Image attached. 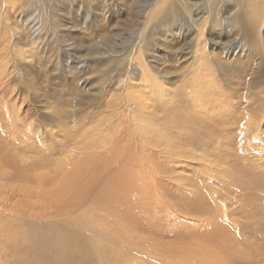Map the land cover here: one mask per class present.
Segmentation results:
<instances>
[{
  "label": "rangeland",
  "instance_id": "374dc122",
  "mask_svg": "<svg viewBox=\"0 0 264 264\" xmlns=\"http://www.w3.org/2000/svg\"><path fill=\"white\" fill-rule=\"evenodd\" d=\"M124 263L264 264V0H0V264Z\"/></svg>",
  "mask_w": 264,
  "mask_h": 264
},
{
  "label": "bare ground",
  "instance_id": "6f19581e",
  "mask_svg": "<svg viewBox=\"0 0 264 264\" xmlns=\"http://www.w3.org/2000/svg\"><path fill=\"white\" fill-rule=\"evenodd\" d=\"M158 93H159V92H158ZM158 93H157V94H158ZM160 93H161V92H160ZM161 94H162V93H161ZM159 96H160V95H159ZM138 98H139V97H138ZM138 98H137V97L135 98V99H136V103H137V99H138ZM160 98H161V96H160ZM139 99H141V98H139ZM143 100H144V99H143ZM138 103H139V102H138ZM140 103L142 104L141 101H140ZM131 120H132L133 122L136 121L134 117H132ZM139 121H140V120H139ZM133 124H135V123H133ZM176 140H177V139H176ZM176 142H178V141H176ZM196 156H197V155H196ZM197 157H198V156H197ZM142 201H144V200H141V202H142ZM150 211H151V209H150ZM148 214H149V213H148ZM152 214H153V213H152ZM151 216H152V215H151ZM131 218H132V217H131ZM131 218H130V219H131ZM155 221H156V220H155ZM148 223H149V222H148ZM215 231H216V230H215ZM210 232H211V231H210ZM206 234H212V233H206ZM214 234H215V232H214ZM214 234H212L211 236L213 237ZM219 234H220V233H219ZM115 241H116V240H115ZM114 244H115V242H112V243H111L112 246H113ZM89 247H90V246H89ZM85 248H86V249H89L88 247H85ZM109 249L112 250L114 253H117L116 250H113L110 246H109ZM114 249H115V248H114ZM41 255H42V253H41ZM20 256H21V254H20ZM22 259H23V258H22ZM23 260H24V259H23ZM127 261H128V260H127ZM38 262H39V261H38ZM124 264H125V263H124Z\"/></svg>",
  "mask_w": 264,
  "mask_h": 264
}]
</instances>
